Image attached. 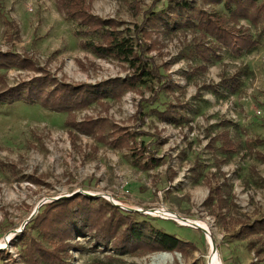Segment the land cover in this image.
I'll use <instances>...</instances> for the list:
<instances>
[{
	"label": "rangeland",
	"instance_id": "1",
	"mask_svg": "<svg viewBox=\"0 0 264 264\" xmlns=\"http://www.w3.org/2000/svg\"><path fill=\"white\" fill-rule=\"evenodd\" d=\"M60 1L0 0V53L31 60L27 67L17 62L0 69V96L37 77L77 87L134 75L129 65L88 49L102 44V36L67 18ZM188 1L225 13L222 5ZM167 5L168 0H85V11L111 22L110 31L134 38L148 13ZM239 26L257 37L264 23L257 29L241 20ZM152 38L145 57L160 77L133 90L62 112L41 100L0 105V264H24L12 246L18 236H36L31 221L43 205L77 194L138 212L187 245L174 253L120 257L79 238L83 249L72 252L71 264H208L215 249L220 264H264V236L236 237L243 224L264 217V38L242 56L225 49L211 63L197 52L212 42L196 29ZM237 75L240 88L231 94L223 83ZM166 83L169 88H163ZM166 110L179 113L178 124L160 118ZM128 133L136 143L116 141ZM221 134L236 152L218 149L214 138ZM152 157L159 164L146 167ZM217 187L221 205L209 201Z\"/></svg>",
	"mask_w": 264,
	"mask_h": 264
},
{
	"label": "trees",
	"instance_id": "2",
	"mask_svg": "<svg viewBox=\"0 0 264 264\" xmlns=\"http://www.w3.org/2000/svg\"><path fill=\"white\" fill-rule=\"evenodd\" d=\"M202 1L206 4L222 5L225 13H210L193 6L188 0H168L165 9L148 13L143 24L135 31L134 38H125L121 37V31H110L107 28L111 22L87 13L85 0H61L60 5L67 18L78 20L82 27H88L89 32L102 36V44L90 43L87 48L98 56H111L129 65L134 75L124 81L77 87L61 83L49 76L37 77L31 85L11 88L3 93L0 96V105H12L24 100L31 104L35 100H41L46 107L62 112L87 107L109 94L117 97L123 91L133 90L138 83L145 84L149 79L160 77L154 62L145 57L152 51L146 40L151 41L155 33H170L181 29L198 30L204 39L212 42L210 48L197 52L200 58L208 63L212 62V57L221 60L225 49L233 56L239 57L259 47L261 39L264 38V28L254 37L249 29L239 25L241 20H246L258 29L261 23H264V0ZM29 61L31 60L19 58L11 53H0V69L8 63L17 62L20 66L27 67L30 66ZM223 86L231 94H236L240 88L238 75L229 78ZM169 87L170 83L163 85V88ZM142 110H139V115L143 114ZM178 115L179 113L169 110L159 114L163 120L177 124ZM87 129L90 128L85 127V131ZM214 140L215 145H221L218 149L224 154L236 152L238 149L225 134ZM116 141L123 145L129 141L136 143L134 134L129 133ZM141 153L142 150L136 155ZM159 162L157 158L152 157L146 167L157 166ZM212 192L210 202L216 201L220 205L224 203L220 188L217 187ZM143 216L138 212L123 210L104 199L77 194L72 198L59 199L43 205L31 221V229L35 231L36 236L23 233L12 246L20 249L24 264H71L72 252H80L83 249L77 241L79 238L92 240L94 250H107L120 257L185 251L186 243L177 236L156 228L148 220L141 219ZM250 235L264 236V217L243 224L236 237ZM2 258L5 256L2 255ZM112 259L114 258H110ZM106 264H122V261L112 260Z\"/></svg>",
	"mask_w": 264,
	"mask_h": 264
},
{
	"label": "bare ground",
	"instance_id": "3",
	"mask_svg": "<svg viewBox=\"0 0 264 264\" xmlns=\"http://www.w3.org/2000/svg\"><path fill=\"white\" fill-rule=\"evenodd\" d=\"M171 216H174L175 218L178 219L177 216L173 215V214H170ZM199 225L205 227L206 225L203 223V222H198ZM197 223V224H198ZM208 264H220V261H219V258H218V254L215 250H213L212 254H211V257L209 259V263Z\"/></svg>",
	"mask_w": 264,
	"mask_h": 264
},
{
	"label": "water",
	"instance_id": "4",
	"mask_svg": "<svg viewBox=\"0 0 264 264\" xmlns=\"http://www.w3.org/2000/svg\"><path fill=\"white\" fill-rule=\"evenodd\" d=\"M63 197H60V198H57V199H54L52 202H54V201H58L59 199H62ZM201 228V227H200ZM202 229V228H201ZM213 247H214V249H215V246H214V244H213ZM215 251H216V249H215Z\"/></svg>",
	"mask_w": 264,
	"mask_h": 264
},
{
	"label": "built area",
	"instance_id": "5",
	"mask_svg": "<svg viewBox=\"0 0 264 264\" xmlns=\"http://www.w3.org/2000/svg\"><path fill=\"white\" fill-rule=\"evenodd\" d=\"M33 1V0H32ZM29 6H31V5H29Z\"/></svg>",
	"mask_w": 264,
	"mask_h": 264
}]
</instances>
